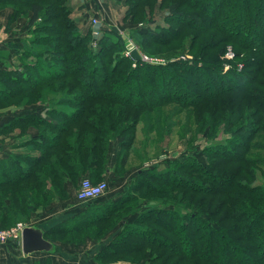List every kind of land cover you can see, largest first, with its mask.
I'll use <instances>...</instances> for the list:
<instances>
[{
    "label": "trees",
    "instance_id": "obj_1",
    "mask_svg": "<svg viewBox=\"0 0 264 264\" xmlns=\"http://www.w3.org/2000/svg\"><path fill=\"white\" fill-rule=\"evenodd\" d=\"M251 1H173L169 5L170 19L164 21L166 27L158 28L156 35L146 28L131 35L133 40L141 44L148 42L150 46L169 45L175 40L178 41L184 33L171 25V21L176 24L171 17L181 22L185 19L191 20L192 24L196 25L191 29L197 33L207 35L206 32L213 31L214 33L210 35L217 34L221 38L219 52L209 54V45L204 42L201 44L202 48H191L195 56L201 54L200 56L208 59L215 56L211 61L205 62L207 66L204 68L208 69L207 75H210L206 87L200 89V91L205 89V93L196 92L195 97L199 100L208 97L211 101L222 97L228 105L234 102L233 107L241 112L244 109L252 110L244 130V136L247 137L245 142L240 138H231L227 144L213 147L212 153H208L209 162L203 166L190 160L187 163H178L175 169L168 168L161 174L148 169L146 170L148 176L146 174V177H142L145 190L158 193L162 189L155 183L164 181L174 190L179 188L185 195L184 198L189 196L196 198L203 193L213 199L218 194L226 195L232 188L239 191L234 198L242 202L239 206L235 203L230 205L229 211L223 215H220L219 211L226 204L224 199L218 201V209L211 211L208 218L183 208L181 211H175L162 207L148 209L143 218L135 220L137 224L152 222L171 232L177 230L175 237L179 239L171 242L168 238H160L157 235L154 237L134 227L143 234L137 237L146 241L148 246L160 245L159 247L162 248L163 244L171 245L174 247L172 249L178 248L177 257L181 256L185 260L194 258L198 250L197 246L202 243L203 246L201 245L199 249L200 255L195 256L198 262L193 264H264V208L254 205L261 203L264 193L261 192L260 196L245 182V178H252L254 169L264 163V160L252 163L251 160L246 159L248 151L252 149L253 141L256 140V143L260 141L259 144L253 145L256 148L264 147L262 144L264 142V24L260 23L264 22V8L258 5L260 0H253L254 6L251 7ZM69 2L70 0H0V5L14 4L13 8L17 15L29 16L28 30L31 31L29 34L31 36L26 41L19 38V42L10 40L6 44V50L12 51V54L18 58L19 64L21 63V67L8 69L7 65L0 62V101L2 102L8 90L17 89L16 94L27 93L28 101L43 99L48 105H45L47 108L44 111L45 116L32 109L30 114L17 117L19 121L46 128L47 132H39L37 136L22 144V147H33L34 151L25 150L20 155L14 153L0 162L3 165L0 169V226L20 221L28 211H34L38 206L48 202L51 191H46L47 184L58 191L66 178L74 182L77 178L87 175L97 182L103 180L104 175L109 171L105 166L109 140L117 134L124 138L127 132H131L139 112L145 107L163 103L161 96H158L160 91H152L156 86L152 80L157 84H163L162 76L160 75L161 78L157 81L158 75L157 77L155 74L141 76L143 72L148 70L156 73L158 70L156 68H172L170 78L174 77L181 81L182 78L176 74L182 73L185 65H187L186 71L190 70L189 67L197 68L194 64L196 57L187 63L176 60L165 67H153L139 61L135 62L129 55H123V43L115 28H102L98 48H93L90 42L91 28H80L78 21L70 17L72 9L68 7ZM182 3L184 7L195 13L185 14L180 10L184 8ZM238 7L242 9L240 13L237 11ZM199 23L202 28L197 27ZM216 44L215 42L214 45ZM227 46L234 52L233 64L245 60L239 71L236 67H231L225 72L217 64L220 58L224 57ZM4 52H0L1 60L9 61L11 54L5 55ZM110 52H114L111 59L114 58L109 75H104L100 83L94 82V78L95 80L98 78L96 73L103 74L105 71L102 59L109 58L107 54ZM241 56H243L242 60ZM87 67L90 71L82 74L81 72H85L83 69ZM193 71L186 74H193ZM134 78L135 82H133ZM122 80L127 85L123 86L124 83H120L123 82ZM187 80L192 82L189 85L190 89L198 86L196 81ZM23 83L26 86L22 87ZM45 83L51 84L48 90L54 91L59 96L57 102L63 101L72 108L57 109L54 102H48L45 93L42 94V85ZM130 83L136 86V92L132 91ZM144 84L150 91L141 89ZM122 92H124L123 98ZM131 137L132 135L127 139ZM231 163H241L243 166L235 170L229 178L215 172ZM246 163L247 167H244ZM181 169H195L208 173L210 174L208 181L212 183L203 184L191 180L190 176L179 173ZM143 174V170L138 172V176ZM27 182L32 183V186L24 185ZM127 191H130V187ZM124 197L118 201H110L104 206L101 202H91L84 209L83 212L86 214L79 221L101 224L113 215L119 214L121 210L130 209L127 205L132 198L126 200ZM6 200L10 202L6 204ZM153 216L156 217L153 219ZM209 218H213L214 221ZM81 223L76 222L73 225L76 232L81 230ZM49 230H46V236L51 231ZM91 232L94 234L95 230ZM230 238L244 244L241 248L238 246L239 243L235 245L241 251H246L247 257L242 252V256L227 259L225 262V257L228 258L229 253H222L221 256L220 252L225 240L232 243Z\"/></svg>",
    "mask_w": 264,
    "mask_h": 264
},
{
    "label": "rangeland",
    "instance_id": "obj_2",
    "mask_svg": "<svg viewBox=\"0 0 264 264\" xmlns=\"http://www.w3.org/2000/svg\"><path fill=\"white\" fill-rule=\"evenodd\" d=\"M177 0H94V15L95 19L98 20L96 26L97 36L90 34L91 43L93 48H98V41L103 29L117 30V34L122 41L123 55L127 52L129 47L140 53L149 56L150 58L159 61L157 65H150L153 67L161 66L165 67L167 64H173V62L192 61L193 57H196L194 64L196 67H189L190 70H185L182 73H177L181 81L176 80L173 76H170L173 72L172 68H156V73L146 70L141 74L147 76V74H155L157 81L162 76V82L158 83L152 80L155 88L152 89L154 92H159L161 96L162 104L156 106L145 107L142 112H139L137 120L134 122V128L131 132H127L125 137L117 134L114 138L109 140L108 150L106 153L105 166L109 169L108 173L104 175L103 180L108 183V187L104 194L98 198L101 200L102 206L110 201H118L123 198L129 200L130 209H124L117 215H113L103 223H81V218L86 214L83 212L87 205H83L78 198L76 193L78 192L80 181L82 179H88L91 182H97L92 177L87 175L79 177L76 181H70L64 179L60 190H53V186L47 184L46 191H51L49 194L48 202L38 206L34 211H28L27 215L21 220H17L13 224H6L0 226V264H193L197 263L195 256L200 255V247L197 246V253L194 258L184 259L181 256L177 257L178 248L172 249L171 245H161L162 248L148 246L146 241L141 240L139 237L143 235L138 232L137 229H142L147 234H152L154 237L168 238L171 242H176L179 238L175 237L178 233L177 230L170 231L163 227L156 226L152 222L140 223L135 222L138 218H143L144 214L148 209H175V211H181L182 208L200 214L208 218L211 211L218 209V201L224 199L226 204L221 207L219 214L223 215L229 211V206L235 203L236 206L240 205L241 200L235 199L234 196L239 192L236 188H232L231 191L227 192L226 195L218 194L217 197L213 198L206 197L207 194L197 195L196 198H184L185 195L179 188L175 190L172 186L164 183V181L156 182V186H159L162 190L160 192H151L145 190L144 178L148 172L146 170H153L159 174L167 171L168 168L175 169V165L181 162L187 163L196 161L202 166L205 165L208 160V153L211 154L212 148L227 144L229 140L240 138L244 142L247 137L244 136L245 126L250 119V113L252 110L244 109L239 111L233 107V103L229 105L225 102L224 98H216L215 100H208L203 98L195 97L197 93H205L206 83L209 80L210 75H207V66L205 62L211 61L210 59L200 56H195L191 52V48L197 47L202 48V43H208L209 54H216L219 52L220 36L217 34L210 35L213 31L206 32V34L197 33L191 28H195L196 25L192 24L191 20L185 19L183 22L171 17L175 23L171 21V25L176 30L184 33L183 37L178 41H173L167 45H156L150 46L148 42L139 43L131 38L133 32L138 30H144L152 32L154 35L158 33V28L166 27L167 24L164 22L170 19L171 11L169 5L171 2ZM69 2V8L71 7ZM254 6L253 0L251 1ZM183 4V3H182ZM12 3H3L0 5V12L5 16V23L1 26V30L5 32L6 38L12 42H19V38L24 41L30 38L31 31L28 29V18L27 15H17L14 10ZM91 5V4H90ZM258 5L264 8V1L260 0ZM184 7V4H183ZM86 8V7H84ZM183 12L185 14L195 13L184 7ZM81 10L77 9L72 12L70 17L77 21L74 17L76 13ZM240 13L241 8H237ZM84 15L85 27L90 28V22L92 17L88 10ZM78 14V13H77ZM7 15L9 16L8 18ZM79 16V14H78ZM208 18V14H206ZM94 19V18H93ZM40 23L42 21H39ZM188 23V24H186ZM207 23V22H206ZM264 24V22H260ZM193 25L194 27H192ZM199 28L203 26L199 23ZM214 33V32H213ZM16 34V35H14ZM12 35V36H11ZM33 36H35L33 34ZM9 41V40H8ZM215 42L217 43L216 45ZM221 42V41H220ZM231 45V44H230ZM224 46V44H222ZM228 47V46H227ZM9 48V47H8ZM10 49V48H9ZM234 49H236L234 47ZM5 51V52H4ZM4 54L9 55L8 60H1L0 62L7 65L8 69L13 67H21L18 58L12 54V51L4 50ZM236 51V50H235ZM238 52V51H237ZM109 58H103L104 64L103 74H98L97 80L94 78V82H101L104 75H109L110 66L114 55V52L107 54ZM7 57V56H6ZM202 59H201V58ZM241 56V60H242ZM245 57V56H244ZM232 58H234V52L226 49L224 57H221L217 64L224 69L226 72L231 67L239 71L245 60L233 64ZM30 59V58H29ZM32 60V59H31ZM18 61V62H17ZM20 65V66H19ZM149 65V64H148ZM184 66V65H183ZM89 67V66H88ZM83 69L85 72L90 71L89 69ZM195 69V71H193ZM193 74H186L192 72ZM197 71V72H196ZM197 73H199L197 75ZM161 75V76H160ZM137 77V74L135 75ZM192 79L198 83L197 87L190 89ZM124 80V79H123ZM122 80V81H123ZM59 82V81H58ZM58 82H55L56 84ZM135 82V78L133 79ZM92 83V82H91ZM124 83L123 86L127 85ZM54 84V83H52ZM54 84V85H56ZM94 85V84H93ZM91 85V86H93ZM132 87V91L136 92L137 88L135 85L129 84ZM26 86L25 83L21 85ZM42 94L45 93L48 102H54V106L59 108L71 109L70 105L63 103V101L57 102L59 96L54 91L48 90L51 84L42 85ZM144 84L141 88L143 91H150ZM210 84L208 85V87ZM198 88V89H197ZM197 92V93H196ZM17 89L8 90L2 102L0 101V162L4 161L11 154L13 155L24 152L25 150H33V147H22L27 141L31 140L32 137L37 136L39 132H47L46 128L39 127L33 123L19 121L17 117L26 116L30 114L31 110L34 109L37 113L44 114L45 100L40 99L38 101L27 99V93L16 94ZM124 92L121 96L124 97ZM177 98V99H176ZM219 105V106H218ZM48 106V105H47ZM135 115V112H134ZM255 128V127H254ZM131 138L127 139L128 136ZM264 136V135H263ZM256 140L252 142V149L248 151L246 155L247 160H251L252 163H258L260 160H264V147L258 149L253 146ZM257 142L256 144H259ZM264 146V142H262ZM212 162V161H210ZM243 164L231 163V165L223 167L221 170L215 171L220 173L227 178L234 173L235 170L240 169ZM247 167V163L244 165ZM3 165L0 164V169ZM182 168V167H179ZM143 170V176H138V172ZM180 174H186L190 176L191 180L200 181L201 183L211 184L208 181L210 174L205 172H199L195 169L179 170ZM253 177H246L245 182L250 188H253L260 194L264 193V163L259 165V168L254 169L251 174ZM235 177V175H233ZM146 182V181H145ZM24 185L32 186V183L27 182ZM206 186V185H204ZM203 186V187H204ZM130 187V191L126 190ZM232 193V195H231ZM230 195V196H229ZM135 200H133V198ZM125 200V201H126ZM124 201V200H123ZM133 201V202H132ZM10 201L6 200V204ZM123 203V202H122ZM254 203V202H253ZM255 206L264 208V199H261V203H254ZM30 207L31 206H27ZM107 213V212H106ZM156 216H153V219ZM210 220L213 218H209ZM154 221V220H153ZM214 221V220H213ZM76 222L81 223V230L75 231L73 225ZM153 224V225H152ZM20 226H40L49 230V234L44 236L45 240L54 243V252L47 254L44 252H35L30 256H25L21 249V237L16 239L11 238L12 236H18ZM95 233L92 234V230ZM88 230L89 232H86ZM140 231V230H139ZM229 231V230H228ZM1 233H4L1 234ZM146 234V233H145ZM140 235V236H139ZM157 235V236H156ZM6 238H1L5 237ZM139 236V237H137ZM228 236V235H227ZM10 237V238H8ZM231 237V236H229ZM231 239V238H230ZM232 243L225 240L222 245L220 255L222 253L228 254V258L225 257V262L230 259L238 258L242 256H248L246 251H241L235 244L239 243V247H243L242 242H237L235 239H231ZM122 241L124 244H122ZM228 243V245H226ZM111 244V245H109ZM225 251H227L225 253ZM146 255V256H145ZM204 264V263H198Z\"/></svg>",
    "mask_w": 264,
    "mask_h": 264
},
{
    "label": "built area",
    "instance_id": "obj_3",
    "mask_svg": "<svg viewBox=\"0 0 264 264\" xmlns=\"http://www.w3.org/2000/svg\"><path fill=\"white\" fill-rule=\"evenodd\" d=\"M97 25H98V20L92 19L90 22L91 34L96 35V36H97V32H96V26ZM132 49H134V47H132V46L129 47L127 52L125 53V55L128 56L129 52ZM139 62L149 64V65H157L158 63H161V62L156 61V60H154V59H152L149 56L144 55V54H140ZM79 184H80V186H79L78 192L76 193V197L81 202H91L92 200L98 199L100 196H102L104 194L105 190L108 187V183H106L105 181L92 183L88 179H82ZM23 227H25V226H20L18 236L14 235V237L12 236L11 238L16 239L19 236L21 237ZM1 234L4 235V233H1ZM1 238H6V236L1 237ZM8 238H10V237H8Z\"/></svg>",
    "mask_w": 264,
    "mask_h": 264
},
{
    "label": "water",
    "instance_id": "obj_4",
    "mask_svg": "<svg viewBox=\"0 0 264 264\" xmlns=\"http://www.w3.org/2000/svg\"><path fill=\"white\" fill-rule=\"evenodd\" d=\"M129 55L135 62L140 60V54L135 49H132ZM22 229L21 249L25 256H30L35 252H44L47 254L54 252V243L44 238L46 234L45 228L40 226H25Z\"/></svg>",
    "mask_w": 264,
    "mask_h": 264
},
{
    "label": "crops",
    "instance_id": "obj_5",
    "mask_svg": "<svg viewBox=\"0 0 264 264\" xmlns=\"http://www.w3.org/2000/svg\"><path fill=\"white\" fill-rule=\"evenodd\" d=\"M71 7H72V12L76 11L77 9L81 10V12L80 11L77 12L79 14V16L76 13V16L74 18L78 21L79 27L83 28L85 25L84 24L85 21H84L83 17H84V15L89 14V13H87L88 10L90 11L91 14L93 13V11H94V0H72ZM84 7H86V8H84ZM91 10H93V11L91 12ZM8 17L9 16L7 15L6 18H8ZM91 17H92V19L93 18L95 19L94 13L91 15ZM4 23H5V16L2 12H0V27L3 26ZM14 35H16V34H14ZM8 40L10 41V39L6 38L5 32H3L0 28V52H3L6 49V47H7L6 44H7ZM100 201L101 200L96 199V200H92L91 202H100ZM91 202H81V203L83 205H88Z\"/></svg>",
    "mask_w": 264,
    "mask_h": 264
}]
</instances>
